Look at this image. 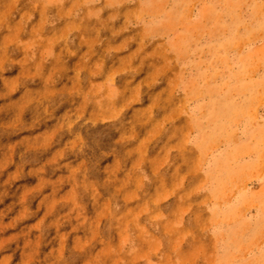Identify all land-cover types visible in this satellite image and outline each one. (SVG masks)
<instances>
[{
  "label": "clouds",
  "instance_id": "obj_1",
  "mask_svg": "<svg viewBox=\"0 0 264 264\" xmlns=\"http://www.w3.org/2000/svg\"><path fill=\"white\" fill-rule=\"evenodd\" d=\"M121 2L0 0V113L15 121L0 129H45L19 152L43 215L0 254L21 251L28 264H159L158 254L202 242L185 187L180 100L148 80L160 69L143 47L133 51ZM17 70L9 89L6 74ZM7 196L0 191V203ZM27 207L17 224L35 216Z\"/></svg>",
  "mask_w": 264,
  "mask_h": 264
},
{
  "label": "rangeland",
  "instance_id": "obj_2",
  "mask_svg": "<svg viewBox=\"0 0 264 264\" xmlns=\"http://www.w3.org/2000/svg\"><path fill=\"white\" fill-rule=\"evenodd\" d=\"M119 7L133 51L143 47L160 69L148 80L165 81L180 100L190 161L185 187L199 209L202 242L158 254L159 264H264V0H122ZM6 75L11 89L19 70ZM14 122L0 113V124ZM44 130L0 129V191L8 192L0 203V244H12L43 215L19 152ZM29 203L35 216L17 224ZM10 256L0 254V264ZM22 257L18 251L8 264H28Z\"/></svg>",
  "mask_w": 264,
  "mask_h": 264
}]
</instances>
